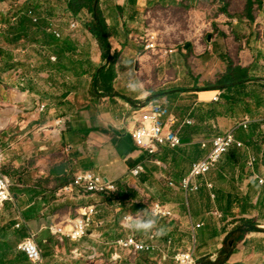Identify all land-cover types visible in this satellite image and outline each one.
Returning a JSON list of instances; mask_svg holds the SVG:
<instances>
[{"label":"crops","instance_id":"0c3cea01","mask_svg":"<svg viewBox=\"0 0 264 264\" xmlns=\"http://www.w3.org/2000/svg\"><path fill=\"white\" fill-rule=\"evenodd\" d=\"M68 1L19 0L6 30L5 15L0 19V38L4 33L8 38V46L0 48L6 58L0 61V174L10 178L14 197L0 211V227L8 220L24 223L28 234L38 235L45 262L54 258V249L64 250L70 242L78 258L121 260L129 255L118 252L121 239L135 235L150 242L158 234L156 243L164 248L159 263L169 264L180 249H190L189 244L176 247L182 233L188 243V236L194 239L197 258H210V264L221 259L230 238L226 264H264V44L254 43V36L249 44L236 27L246 2L98 0L110 28L112 53L118 55L112 79L109 60L87 28L93 14L82 10L74 15ZM22 17L24 27L17 29ZM73 23L78 26L72 28ZM148 36H156L159 46L147 49ZM231 62L248 69L246 81L231 91L213 88ZM149 102L167 106L177 118L181 146H161L155 154L137 146L132 132L140 123L138 107ZM244 120L246 129L238 127ZM231 129L245 148H233L224 157L208 177L212 189L199 180V192L184 190L194 165L212 150V143L204 148L203 141ZM249 154L257 160L252 170L246 167ZM140 164L145 171L136 176L132 171ZM84 171L114 181L118 190L85 195L77 189L64 195L62 189ZM150 201L175 213L167 219L171 232L166 227L160 235L154 227L163 229L165 223L144 219L140 212ZM90 206L99 215L85 239L62 241L52 230L81 217ZM189 213L202 221L191 224L194 234L186 222ZM132 216L152 221L147 230L153 231L145 235L146 230L126 227ZM242 219L255 220L259 229L235 242Z\"/></svg>","mask_w":264,"mask_h":264},{"label":"built area","instance_id":"2783aa9c","mask_svg":"<svg viewBox=\"0 0 264 264\" xmlns=\"http://www.w3.org/2000/svg\"><path fill=\"white\" fill-rule=\"evenodd\" d=\"M33 15V12H29ZM37 20L35 19V22ZM72 28H76L77 23H73ZM60 37V34L56 32ZM158 38L156 36H148L146 39V48L153 49L158 47ZM172 52L174 50H171ZM220 99V97H216ZM139 124L132 132L135 142L138 147L145 149L151 154H155L160 150L161 146L179 147L183 144V138L180 128H174L177 123V118L172 115L170 109L156 102L139 104ZM192 123V120H188ZM242 129L247 128V120L238 124ZM213 147L210 154L202 161L196 163L191 174L183 181L182 188L189 193L199 192L202 184L199 180L207 181L208 188H213V184L208 181V177L217 169L224 157L233 148L243 149L245 145L236 139V129H231L223 134L217 135L212 141H203V147H208L209 143ZM257 162L256 157L252 154L247 156L246 167L252 170ZM2 158L0 156V165ZM145 171L144 165H138L133 169L132 173L136 176ZM260 183L264 184V180L260 179ZM11 180L5 174H0V211H3L5 205L9 201H13L14 197L11 192ZM175 186V184H172ZM85 195L114 193L118 190V186L114 181H110L92 171L80 172L76 175L74 181L66 185L62 192L63 194L73 193L76 190ZM99 215V210L96 206H90L85 213L78 218L70 220L65 226L52 227V230L59 236L61 240L70 239L72 241H81L89 236V233L95 223V217ZM152 216L156 218H173L174 212L167 206L156 203L152 208ZM134 217H127L126 221L130 222ZM21 223H17L19 227ZM35 232H30L20 243L19 249L24 252L27 257L28 264H45L44 250L39 245ZM158 234L151 236V241L139 239L137 236H129L118 242V247L123 251H128L135 254L154 253L159 250L157 245ZM119 258H116L118 260ZM175 264H196L195 248L187 251H179L174 257Z\"/></svg>","mask_w":264,"mask_h":264},{"label":"trees","instance_id":"16d2710c","mask_svg":"<svg viewBox=\"0 0 264 264\" xmlns=\"http://www.w3.org/2000/svg\"><path fill=\"white\" fill-rule=\"evenodd\" d=\"M98 0H69L68 6L70 11L77 15L82 10H89L93 14V20L87 25L89 31L94 35V37L99 41L100 46L104 51V57L108 58L110 63V68L108 70V75L115 78L117 76L116 61L118 58L117 54L112 53L111 45V32L107 24V21L97 5ZM253 2L248 0L246 6L245 16L249 20L253 21L252 13ZM25 17V16H24ZM24 17L20 18L17 29H23L25 21ZM9 20L5 19L3 23H8ZM4 33V40L7 42L8 38ZM0 54L4 55L0 52ZM106 68V67H105ZM105 68H101L99 74H102ZM247 68L234 65L233 62L229 65L227 72L223 74L222 78L217 84L212 85L214 87H219L220 89H227L231 91L234 86H239L248 78ZM5 71V67L1 68V72ZM106 87H110V84H106ZM227 99L230 95H227ZM145 206H137V209H144ZM135 209L137 212L138 210ZM228 215H230L228 213ZM16 223L10 221L8 224L0 227V264H28V260L23 251L19 250V244L27 236L23 234L22 230L15 227ZM255 220L242 219L239 221V226L234 231V234H238L235 238V242H238L244 238L249 232L258 231ZM231 257V249L226 248L221 253V259L215 264H226ZM210 264V263H207Z\"/></svg>","mask_w":264,"mask_h":264},{"label":"rangeland","instance_id":"374dc122","mask_svg":"<svg viewBox=\"0 0 264 264\" xmlns=\"http://www.w3.org/2000/svg\"><path fill=\"white\" fill-rule=\"evenodd\" d=\"M18 1L19 0H0V19H2L1 16L3 14L5 15L4 18H6V19L8 17H12V11H13V9L15 10V9L18 8V6L20 7ZM244 1L247 4L248 0H244ZM251 1L253 2V7H252V10L253 11H252V13H253L254 20L251 21L248 18L245 19V12H246L245 10H246V7H244V12H241V13H243V15L241 16V18H239L237 16L238 24L236 25V27H238L239 30H241L242 32H245L246 35H243V36L250 38V40H251L252 37H249V36H254L253 37L254 38V40H253L254 43L260 41L261 44H264V0H251ZM13 2H15V3H13ZM212 7H213V9H211V12H213V13L216 12L217 9L214 8V4H213ZM238 8L241 9L240 6ZM234 9H236V8L234 7ZM91 16L92 15H90L89 18ZM176 18H177L178 21H183L184 23H186L184 17L181 18L179 16H176ZM3 24H4V30H6L8 28V26H7L6 23H3ZM7 43L8 42H6L4 40V38H0V48L1 47H4L5 48L6 46H8ZM249 44H252V40H251V42ZM2 59H6V58L3 57L0 54V61ZM215 172H216V170L213 171L211 174L215 175L216 174ZM146 206H148L147 209L144 210V211H142V212H140L141 214H143V216H145L144 219H147V218L149 219L150 218L149 220L159 221L158 222V225H161L162 222H164L165 225H166V226H163V229L164 230L163 229H160L158 227L159 230H161V232L158 229H156L157 227H154V230H157L159 232V234L161 235V234H164V232L166 231V227H169V228H167V232H171L172 225H170L167 222V219H174L175 216L173 218H167V219L166 218H162V219L161 218H156V217L152 216V208L154 206L153 202L150 201ZM192 214H194V212ZM187 215L188 216H186L187 217L186 218V222L189 223V225H188L189 231L191 232V234H194L195 232H194L193 226L191 224L194 223L196 225L197 223H202V221L199 220V219H195V218L193 219V218H191L193 216H191L190 213L187 214ZM212 217L214 218V216H212ZM1 223H3L2 225L8 224L9 223V220L6 221L5 223L4 222H1ZM20 225L21 226H19V227H17L15 225V227L21 229L23 234H25V235L28 234L29 230L24 225V223H21ZM122 230H123V228H121V227L119 228V226H118V228H116V232L118 234H121V231ZM151 231H153V228L151 230H149V231L148 230L144 231V234L145 235H149ZM180 234H181V238L177 242V244H175L176 247H178L180 249L183 246H188V244H189V246H190V249L189 250H192L194 248V245L193 246L191 245L192 244V241H194V239H192V236L191 235L188 236V238L191 240V244H190V243H188V239L186 238L187 235H183V237H182V233H180ZM36 239L39 242L38 235L36 236ZM175 241H176V238H175ZM49 242H50V240H49ZM231 242H232L231 238L230 239H226L225 240V243H224V247L225 248L226 247L230 248ZM195 245H197V244H195ZM158 247H159V250L156 251L154 254H135V253L129 252L128 253L129 255H127V257H125L126 255H124L123 256V259H121V260L120 259H118V260H113V259L112 260H109V259L112 258V256H110V258H107V257L105 258L103 256H100V257H97L95 259H89L86 255H85V257L78 258L77 255L73 253V251H74L73 250V246H72V244L70 242L66 246V249H64V250L63 249L62 250L61 249L58 250L56 248L58 250L57 251V250L54 249L53 251H54V253L56 255H54V258L52 256H49V258L46 260L45 263L46 264H137V262H141L143 264H160L159 263L160 262L159 260L162 259V258H160V256H163V253L162 252H163L164 248L160 244L158 245ZM179 251H187V250L180 249ZM45 252H46V250H45ZM49 252H50V249H49ZM118 252L120 253V252H125V251H122L121 250V251H118ZM177 253H175V255ZM197 256H198V249L195 248V260H196V264H207V263H209L211 261L210 258L198 259ZM123 260H124V262L121 263V261H123ZM168 263L169 264H175L174 261H172L171 258L169 259V262Z\"/></svg>","mask_w":264,"mask_h":264},{"label":"clouds","instance_id":"9594fccd","mask_svg":"<svg viewBox=\"0 0 264 264\" xmlns=\"http://www.w3.org/2000/svg\"><path fill=\"white\" fill-rule=\"evenodd\" d=\"M152 226V221H141V220H132L126 227L135 230H147Z\"/></svg>","mask_w":264,"mask_h":264},{"label":"water","instance_id":"95a60500","mask_svg":"<svg viewBox=\"0 0 264 264\" xmlns=\"http://www.w3.org/2000/svg\"><path fill=\"white\" fill-rule=\"evenodd\" d=\"M211 39V38H210Z\"/></svg>","mask_w":264,"mask_h":264}]
</instances>
